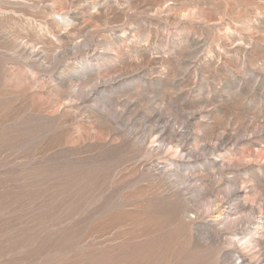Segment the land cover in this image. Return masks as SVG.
Here are the masks:
<instances>
[{
  "label": "rangeland",
  "instance_id": "1",
  "mask_svg": "<svg viewBox=\"0 0 264 264\" xmlns=\"http://www.w3.org/2000/svg\"><path fill=\"white\" fill-rule=\"evenodd\" d=\"M158 114L215 149L173 165L189 200L126 139ZM261 185L264 0H0V264H218Z\"/></svg>",
  "mask_w": 264,
  "mask_h": 264
},
{
  "label": "bare ground",
  "instance_id": "2",
  "mask_svg": "<svg viewBox=\"0 0 264 264\" xmlns=\"http://www.w3.org/2000/svg\"><path fill=\"white\" fill-rule=\"evenodd\" d=\"M91 94L92 91L88 93V95ZM187 122L188 118H184L178 127H174L169 118L158 114L151 127L154 144L148 147L146 143L149 136L142 134L136 128L130 130L126 137L128 141L138 140V148L162 159L163 162L157 167V172L167 180L169 189L175 197L181 200H189L195 184H191L188 176L183 177L182 183L171 180L170 177L178 174L179 171L173 165L180 164L183 167L186 160L190 158L197 160L202 155L210 156L215 151L208 143L195 145L197 137L187 130ZM227 139L226 136L221 135L216 138V141L221 143ZM199 151H202V154ZM168 163L171 166H168ZM250 164L251 162L248 161L243 166L248 167ZM219 173H223V168L219 169ZM260 188L264 190L263 185ZM218 206L222 207V213L212 220L210 225L213 232L208 234L215 237L214 240L230 244L226 252L223 251L219 257H216L218 264H264V203H250L245 189L241 187L233 188L229 195L219 200ZM225 219L228 220V224L226 228H221L220 225ZM240 230L245 237L241 242L229 238Z\"/></svg>",
  "mask_w": 264,
  "mask_h": 264
}]
</instances>
